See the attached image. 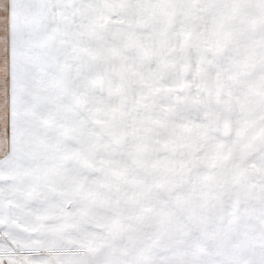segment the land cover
Wrapping results in <instances>:
<instances>
[{
  "label": "snow or ice",
  "instance_id": "6c2138e0",
  "mask_svg": "<svg viewBox=\"0 0 264 264\" xmlns=\"http://www.w3.org/2000/svg\"><path fill=\"white\" fill-rule=\"evenodd\" d=\"M0 264H264V0H0Z\"/></svg>",
  "mask_w": 264,
  "mask_h": 264
}]
</instances>
